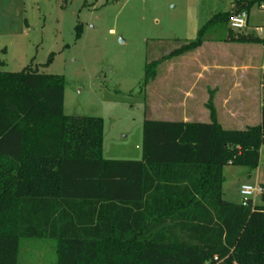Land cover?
<instances>
[{
  "label": "trees",
  "instance_id": "16d2710c",
  "mask_svg": "<svg viewBox=\"0 0 264 264\" xmlns=\"http://www.w3.org/2000/svg\"><path fill=\"white\" fill-rule=\"evenodd\" d=\"M262 4L233 0L196 39L150 60L144 86L216 26L222 41L264 45L229 25ZM65 89L63 75L31 66L0 71V264H18L21 241L38 238L56 241L57 264H227L264 247V205L223 190L225 164L259 166L264 107L261 124L245 129L224 128L212 100L208 123L146 119L142 159H106L104 119L67 115Z\"/></svg>",
  "mask_w": 264,
  "mask_h": 264
},
{
  "label": "rangeland",
  "instance_id": "374dc122",
  "mask_svg": "<svg viewBox=\"0 0 264 264\" xmlns=\"http://www.w3.org/2000/svg\"><path fill=\"white\" fill-rule=\"evenodd\" d=\"M232 2L0 0V71L19 72L31 66L40 73L63 75L65 113L103 118L105 155L139 159L143 124L154 115L160 94L181 100L184 90L192 87L189 74L198 67L188 55L175 57L164 62V79L144 86L146 64L196 39L208 20L229 11ZM78 25L82 26L79 38ZM244 30L264 36V8L251 10ZM225 33V28L216 26L207 40L220 44ZM260 90L264 94V76ZM223 172L224 199L242 202V183L264 182V142L257 168L228 163ZM254 202L264 205L262 197ZM252 248L240 250L227 264H264L254 252L258 248L264 255V247ZM18 264H57L56 241L23 239Z\"/></svg>",
  "mask_w": 264,
  "mask_h": 264
},
{
  "label": "crops",
  "instance_id": "0c3cea01",
  "mask_svg": "<svg viewBox=\"0 0 264 264\" xmlns=\"http://www.w3.org/2000/svg\"><path fill=\"white\" fill-rule=\"evenodd\" d=\"M232 8L233 2L230 10ZM260 31L262 33V27ZM220 42L217 44L206 40L197 50L184 54L198 63L197 69L189 74V86L192 87L184 90L181 100L174 99L171 94H160L154 115L149 119L208 123L211 121L208 102L212 100L218 121L226 129H245L261 124L264 94H261L260 87L264 76V45ZM164 64L159 66L155 81L164 79L161 78ZM167 73V76L173 75V72ZM176 106H179V110H176ZM104 156L106 159H129L109 158L105 151ZM140 159L142 152L139 159L131 160ZM244 184L251 183L244 182L241 186ZM256 184L264 186V182L258 179Z\"/></svg>",
  "mask_w": 264,
  "mask_h": 264
},
{
  "label": "built area",
  "instance_id": "2783aa9c",
  "mask_svg": "<svg viewBox=\"0 0 264 264\" xmlns=\"http://www.w3.org/2000/svg\"><path fill=\"white\" fill-rule=\"evenodd\" d=\"M261 8H264V4L261 5ZM248 20L249 13L247 11H242L231 17L229 25L234 30H244L247 28ZM240 194L244 204H247L250 200L255 204L254 200L257 197H262L264 201V186L260 184H244L240 188Z\"/></svg>",
  "mask_w": 264,
  "mask_h": 264
}]
</instances>
